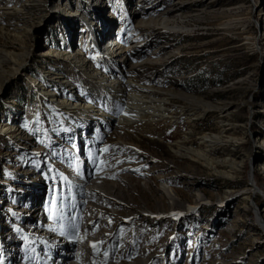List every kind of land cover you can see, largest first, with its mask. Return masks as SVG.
<instances>
[{
	"label": "rangeland",
	"instance_id": "obj_1",
	"mask_svg": "<svg viewBox=\"0 0 264 264\" xmlns=\"http://www.w3.org/2000/svg\"><path fill=\"white\" fill-rule=\"evenodd\" d=\"M18 1L0 3V49L20 55L25 69L23 73L11 74L9 64L3 63L4 74L0 77V248L3 252L12 254L22 244L17 240L19 231L11 225L19 224L14 215L27 219L33 207L48 202L52 204L43 207L44 213L43 210L36 213L33 225L38 220L42 225L43 221L54 219V214L46 216L53 212L50 207L54 212L63 208L60 216L74 220L79 209V216L87 213V203L76 192L77 185L83 189L92 186L82 175L89 170H113L115 175L110 179L117 186L137 170L141 187L158 190L153 197L152 190L146 187L151 202L157 204L161 200L162 204L159 202V209L153 212L147 207H127L123 215L119 214L121 209L106 204L122 221L116 226L99 223L106 236L105 245L96 250V256L101 257L106 244L112 254L105 263L102 259L87 262L85 242V251L78 255L86 260L85 264H264V228L255 224L244 210L251 208L253 185L258 183L264 190V167L260 165L264 162V146L260 145L264 139V0H144L146 6L149 3L157 6L154 11H174L178 7L180 12L160 20L154 11L133 19V8L142 4L141 0L87 2L89 10L96 15H93L95 27L110 33L105 44L129 53L127 58L114 53L128 77L170 97L173 118L168 122L158 121L152 132L122 129L116 119H111L109 124L88 117L76 125L69 117L63 121L53 103L40 96L36 78L59 60L66 38L71 44L70 51H76L80 45L79 33L68 37L61 31V20L69 23L77 17L63 14L61 17L59 12H74L77 4L75 0L67 5L63 0H48L28 21L26 12L16 10ZM56 5L60 7L54 8ZM125 23L130 25L123 30ZM166 23L169 27H165ZM81 24H87L84 18L76 27ZM190 98L209 106L203 116L189 120L184 111L177 110V106ZM228 102L239 106L223 118L217 107ZM205 135L218 136L224 146L226 139L232 137L235 146L227 147L239 154L248 153L239 175L221 177L198 162L176 155V142L188 140L189 147L203 149L200 138ZM120 146L130 150V158L119 152ZM77 150L80 164L75 158ZM106 152L111 155L103 162ZM239 154L229 155L235 159ZM229 155L217 150L212 156L222 159ZM107 164L114 168L106 167ZM59 171L76 175L63 190L62 181L57 179ZM246 185L248 194L237 195ZM33 192L41 200L31 199ZM255 197V202L261 200ZM58 200H68L73 211L67 202L62 207ZM172 210H175L172 218L179 217L176 221L164 216ZM260 211L264 214V199ZM86 233L83 241L92 239ZM69 242H62L60 250L63 254L76 255L77 245L70 248ZM134 246H140L144 252L137 254L135 250L133 258L128 257ZM123 249L129 251L120 256ZM3 252H0V264L7 262ZM66 259L70 260L71 256ZM33 261L34 258L29 264H34Z\"/></svg>",
	"mask_w": 264,
	"mask_h": 264
},
{
	"label": "bare ground",
	"instance_id": "obj_2",
	"mask_svg": "<svg viewBox=\"0 0 264 264\" xmlns=\"http://www.w3.org/2000/svg\"><path fill=\"white\" fill-rule=\"evenodd\" d=\"M8 1L9 0H2L0 1V3L3 5L6 4ZM47 1L48 0H19L16 10L26 12L27 16L29 17L28 21H30L33 18L34 14H36L42 6H45ZM63 1H65L67 5L68 3H71L72 0ZM93 1L94 0H75L77 4L76 11L67 12L65 11V9V12H61L62 10L59 11L61 17H77V19L75 18L74 21H71L69 23H65V21L61 20V31L68 37H72L73 35H75V33H79L81 42L80 45L78 44L77 50H73L74 52L71 50V52L69 50V46L71 47V44L69 45L67 43L66 38V41L64 43L65 45L62 48L63 54L61 53L62 55L59 56V60L54 62L53 66L47 68L44 72H42L40 76L36 78L39 79L36 85L38 86L37 88L40 91V96L44 99V101L47 100L48 102L53 103L55 108L60 112L61 117L64 119L63 121H65V119L69 117L70 121H74V125L78 124V121L83 122V120L87 117V119L92 118L94 119V121L99 120L101 122H106V124H109L111 119H116L117 125H119L122 129L127 130L140 128L143 131L152 132L151 129L157 125L158 121L168 122L173 118V108L169 109L171 99L168 95L163 94L160 91L151 87L142 86L137 82V80L132 81L128 77L127 73H125V71L122 69V64H119V61L115 57L114 53L118 52L119 55H125L126 58L129 56V53H126L125 50L121 49L120 47H116V49L113 50V48L115 47H111V45L105 44V42L107 41L105 40V38L110 33L109 31L106 32L105 30L103 31L102 29L95 27V18H93L95 12H91L88 8L89 5L87 4V2L92 3ZM143 1L144 0H141V2ZM145 4L148 3L143 2L142 4L138 5V7L135 6L137 8H133V19L137 16L142 18L146 17L147 15H151L155 8H157L155 4L152 5L151 3H149L148 6H146ZM57 7L59 8L60 6H54V8ZM104 9L105 6L102 7L101 13H104ZM177 11H179L178 7H176L174 11H172V9H159L154 12L156 17H158L160 20L163 18L169 19L170 17H173L175 15V13L173 12ZM58 18H60V16ZM81 18H84L87 24H81L79 25V27H76L77 22H79ZM124 22L125 21H123V23ZM125 24L123 30L127 29V27L130 25V23ZM165 27H169V24L166 23ZM27 31L30 34L31 28ZM110 41L114 43L113 38H111ZM94 43H96L97 46L94 47ZM20 57V55L18 56L12 52L6 53L0 49L1 78L4 74L2 66L3 63L9 64L11 74L21 72L23 73L25 71V69L23 68L24 59H21ZM67 67L72 68V71H68ZM35 82L36 80H34L33 83L35 84ZM237 106L239 105L235 102H228L227 104L217 108L222 114L223 118H226L229 116L230 111L233 108H237ZM177 107L178 111H184V114L188 116L187 118L189 120H193L194 118H199V116H203L209 108V106L201 102L198 103L195 99L192 98ZM175 109L176 107L174 108V111ZM222 121L229 122V119H223ZM187 141L188 140H180L176 142V155L178 157H183L198 162L204 165L205 167L214 170L221 177L227 178L230 176L234 177L239 175L241 169L244 167L243 160L245 157H248L247 152V154H239L236 151L234 152L235 149L229 148L235 146L234 144L236 140L232 137L226 139V144L229 147L222 145L220 138L216 135L201 136L200 144L204 146L203 149H193L188 146ZM260 145L264 146V139L260 140ZM120 147L118 149L119 152L126 153V158H130V150L128 151L127 147ZM217 150L226 151L227 155H229L230 153L234 155L239 154V157L231 159L229 155L223 157L222 159L213 158L212 155L215 154ZM110 155L111 152L109 155L106 152L103 155V162H106L107 160L105 159H109ZM176 165L179 164L176 163ZM260 165L264 167V162H261ZM106 167L110 169L114 168L112 167V165L109 164H107ZM134 172V176L127 175L126 182L120 183L117 186L115 185V181L113 179H110L115 175V172L113 170H89L86 175H82V177L84 178L83 180L92 183V186L88 187V189H83L79 187V185H77L78 187H76V192L79 193L80 196L84 197L83 199H85L87 203V213H83L82 216H79V209L78 215L74 220L68 216H65L64 218L60 216V214L62 213L61 211H64L63 208H61L60 210L58 209L54 212V209L49 206L53 212L49 214L46 213V216L54 214V219H52L51 221L61 220L62 222H65L64 232L58 233V237L60 238V240H62V242L68 243L69 241L64 239L69 235L76 234V230L79 228L80 230L85 232V235L88 231V235L91 236L93 240L97 241L98 239H101V242L97 243V248L101 247V249H103V246L105 245L104 242L106 233L102 225L99 223L104 222L105 225L107 223L116 226V223L122 221L121 217H115V215L109 209H107V207H105L106 204H112L117 209H121L119 214L122 215L124 214V211L127 209V207H130L132 209H135L136 207L145 209L147 207L149 211L153 212L154 209L158 207L159 202H161L162 204L161 200H159V202L156 201L157 204L151 202L152 199H150L151 197L149 196V192L146 190V187L148 186L141 187L139 185L140 179L136 177L138 172L137 170H135ZM71 184V188L75 190V187H72L74 186L73 183ZM246 187L248 186L246 185ZM149 189L152 190L151 195H154L153 197H155V195L158 193V190H156V188L152 189V187H150ZM30 196L32 197L31 199H35L37 201L41 200L40 197L38 198L34 192ZM160 197L161 199H163L162 196L157 195V198ZM242 197L245 198L246 196L243 195ZM242 197H240L238 200H240ZM55 202L57 203V201ZM58 202L62 204V207L66 206V202L68 205V200L61 202L58 200ZM47 204L50 205L52 203L47 202L45 205L33 207L31 210V215L27 219H24L23 216L21 218V216L19 215H14L13 218L19 223L18 225H20V227H22L23 229H29V227H32L33 229H41L42 232L46 231L45 233L48 234L49 237H54L55 233L49 229L50 225L45 221L42 222V225H33V218L35 217L36 213L43 210V207H45ZM98 204H101V206H98ZM68 207L73 211L72 207H70L69 205ZM174 207H178V205H174ZM47 209V211H49V208ZM239 209L241 212L242 208L239 207ZM258 211L260 213L262 222L264 223V214L263 212H260V209H258ZM146 218L148 220H151V217L149 216ZM170 218H172L171 215L170 217H168V219L171 220ZM172 219L173 221H176L179 219V217H175ZM152 220L155 221L154 219ZM97 221L98 227L96 225ZM129 222H131V220ZM155 222L159 223L160 219H156ZM75 223H78L77 227H75ZM17 233L20 234V232ZM4 234L7 233L4 232ZM7 235H9V233ZM3 239L7 240L5 236L3 237ZM24 239L25 238H22L21 240L17 239L18 242L24 245L22 247V252H18L17 248H14L15 252L12 254L4 253L3 250H0V252H3L4 256H6L7 262L4 264H29L31 259L34 258V255L31 252V246L25 244ZM9 241L10 240L6 241L5 243H8ZM85 242L87 243L88 241L77 242L70 240V248L73 247V245L75 244L77 245L76 255L73 254V252L63 254L64 256L61 257L58 264H85L86 260H83L84 258L81 259L78 256L80 252H83V250L85 249ZM62 244L63 243H61L59 248L62 247ZM130 249L131 248H129V250ZM127 250H121L122 253L119 252L120 256L127 255L125 254L129 251ZM135 250L137 254H142V252H144L142 251V248L140 246H134L132 247V252L130 254L128 253V257H132ZM94 251H89L88 258H86L87 262L88 260L90 261L92 259L101 260V257L94 255V253H97L96 249ZM82 254L83 253H81V255ZM58 256H60V254H58ZM69 256H71V259L67 261L66 258ZM73 257L75 260L73 259ZM77 260L79 262H76ZM33 262L36 263L35 258ZM135 262H139V260L137 261L136 259ZM106 264L112 263L107 262ZM122 264H125V262H123Z\"/></svg>",
	"mask_w": 264,
	"mask_h": 264
}]
</instances>
